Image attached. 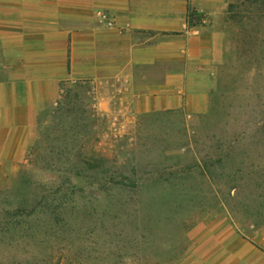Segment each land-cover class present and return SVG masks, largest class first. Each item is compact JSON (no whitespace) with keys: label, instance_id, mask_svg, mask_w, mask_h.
Segmentation results:
<instances>
[{"label":"rangeland","instance_id":"374dc122","mask_svg":"<svg viewBox=\"0 0 264 264\" xmlns=\"http://www.w3.org/2000/svg\"><path fill=\"white\" fill-rule=\"evenodd\" d=\"M209 14L198 24L223 33L225 56L207 109L139 115L122 131L95 85L61 76L66 45L46 65L0 18V85L56 80L30 130L13 107L19 127L0 126V264H264V0Z\"/></svg>","mask_w":264,"mask_h":264},{"label":"crops","instance_id":"0c3cea01","mask_svg":"<svg viewBox=\"0 0 264 264\" xmlns=\"http://www.w3.org/2000/svg\"><path fill=\"white\" fill-rule=\"evenodd\" d=\"M223 5L224 0H0V18L13 19L10 25L22 31L13 36H24L23 43L15 41L18 50L39 45L46 65L55 60L49 51L66 45L70 70L61 76L95 85L101 91L98 111L112 117L113 129L122 131L132 128L139 115L207 109L215 74L224 62V35L210 21L190 24L189 10L206 20L210 10L219 12ZM96 12L106 14L114 26L96 20ZM50 18L56 19L55 30ZM31 34L39 39L26 40ZM54 77H13L11 84L0 85V108L8 107L7 118L0 109V126L19 127L15 108L28 124L22 127L30 130L32 116L35 122L55 97ZM15 92L23 99L15 100Z\"/></svg>","mask_w":264,"mask_h":264},{"label":"trees","instance_id":"16d2710c","mask_svg":"<svg viewBox=\"0 0 264 264\" xmlns=\"http://www.w3.org/2000/svg\"><path fill=\"white\" fill-rule=\"evenodd\" d=\"M189 22H190V24H197V23H199V15L196 14L195 12L189 10ZM71 168H72V169H75L76 167L74 166V164H72V165H71ZM107 180H109L108 177H106V178L104 179V181H107ZM115 186H119V187H121L122 184L117 183V184H115ZM119 187H117V188H119Z\"/></svg>","mask_w":264,"mask_h":264},{"label":"built area","instance_id":"2783aa9c","mask_svg":"<svg viewBox=\"0 0 264 264\" xmlns=\"http://www.w3.org/2000/svg\"><path fill=\"white\" fill-rule=\"evenodd\" d=\"M100 16L106 27L111 28L114 26V22L106 14H100Z\"/></svg>","mask_w":264,"mask_h":264}]
</instances>
